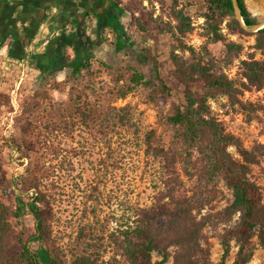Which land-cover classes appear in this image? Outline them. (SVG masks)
Returning <instances> with one entry per match:
<instances>
[{
    "label": "rangeland",
    "instance_id": "374dc122",
    "mask_svg": "<svg viewBox=\"0 0 264 264\" xmlns=\"http://www.w3.org/2000/svg\"><path fill=\"white\" fill-rule=\"evenodd\" d=\"M117 1L124 8L120 23L131 40L122 50L116 49L112 34L100 37L94 32L91 39L81 34L76 39L71 36L78 49L86 37L90 42L84 57L91 63L78 80L36 82L33 74L28 76V70L33 69L21 66L28 76L26 82L18 89L11 86L0 91L4 103L0 109V176L10 191L9 196H2L0 190V197L21 211L18 231L29 246L44 260L42 250H49L62 264H75L77 257L88 254H96L100 262L119 258L112 238L134 221L139 208L170 203L172 197L193 201L198 218L211 215L217 220L204 232V258L211 264H233L239 245L231 241L224 262L222 246L224 236L238 224V217H225L231 192L224 183L206 189L201 178L200 149L183 145L167 123L175 107L184 102L187 90L175 77L170 59L177 43L170 33L161 31L177 25L170 16L169 1ZM245 1L258 23L264 24V0ZM187 3L191 4L193 31L184 40L198 59L203 58L207 43L203 1ZM136 16L150 20L153 36L140 34ZM247 32L229 34L230 40L243 47L240 56L231 61L221 44L208 47L221 71L239 82L245 74L243 62L264 64V49L258 46L255 33ZM176 53L191 58L189 53ZM155 55L169 90H162L153 76L151 58ZM131 68L143 74L149 84L131 88ZM245 82L238 99L222 96L212 100L211 114L238 140L229 152L235 161L247 166L250 179L264 197V81ZM90 111L94 116L91 122L81 115ZM26 127L28 130L22 133ZM42 195L47 205L40 210L52 231L45 248L34 241L37 222L29 209V204ZM251 246L253 256L248 264H264V236L257 232ZM154 260H158L157 255Z\"/></svg>",
    "mask_w": 264,
    "mask_h": 264
},
{
    "label": "trees",
    "instance_id": "16d2710c",
    "mask_svg": "<svg viewBox=\"0 0 264 264\" xmlns=\"http://www.w3.org/2000/svg\"><path fill=\"white\" fill-rule=\"evenodd\" d=\"M158 1L162 4L169 1L170 16L177 22L174 29L167 31L163 28L161 31L170 33L177 43L170 51V59L174 65L173 73L187 87L184 102L175 107L174 112L168 116L167 123L176 130L183 145L200 149L203 155L201 178L206 189L224 183L231 192L232 200L225 209V217L227 219L238 217V224L222 239L223 262L229 255L231 241H236L239 251L233 264H248L253 256L252 239L257 232L260 236H264V197L260 187L250 179L247 166L232 158L229 148L238 145L239 142L212 116L210 102L222 96L238 99L240 88L246 87L245 80L254 84L262 83L264 64L257 61H245L242 82L232 80L221 71L208 47L221 44L229 61L238 58L243 47L230 40L229 34H246L248 32L243 23L247 28H252L259 24L258 20L249 11L245 0H237L243 23L236 16L232 0H202L205 10L204 37L207 43L203 47L206 55L198 59L196 51L184 40L193 31V22L189 14L191 4L187 3V0ZM110 2L119 9L121 14L124 13V8L117 0H110ZM142 10H145V7ZM56 20L57 17L54 16L50 25ZM149 21L142 20L138 16L135 18L136 28L144 37L153 36L150 33ZM154 21L157 23L158 20L154 19ZM112 22L104 24L100 34L101 36L114 35L115 46L119 51L131 40L124 32L119 20ZM70 25L71 28H65V31H72L71 36L75 38L78 35L77 23L72 22ZM255 35L258 46L264 49V29L259 30ZM3 46L4 44H1L0 49ZM68 46L75 51V57L74 59L65 57L64 63L59 67L53 64L44 65L35 56L26 61L27 69L42 71L36 82H53L54 84L56 80L53 77L59 71L56 70L57 67L59 69L66 67V79L75 81L89 69L91 59L84 57L85 51L76 48L71 41ZM177 51L183 54L189 53L191 58L185 59L179 56ZM151 60L154 78L160 82L159 86L162 90L168 89L167 83L162 78V65L158 56H153ZM131 70L133 71L130 80L133 85L131 88L149 84L145 76L137 69L131 68ZM194 88L198 90H193ZM3 104L0 95V109ZM81 115L86 121L94 120L92 111L88 114L83 112ZM27 130L26 127L21 132L26 133ZM147 146L149 149L153 148L150 142ZM1 167L0 165V171ZM0 190L3 192L2 196L10 195L3 176H0ZM18 203L24 205L21 199H18ZM43 205H47L44 195L36 198L35 203L29 204L30 212L37 222L34 241L42 247L49 244L52 234L48 219L40 210V206ZM195 207L196 203L193 201L175 200L172 197L170 203L161 204L160 202L154 207L139 208L134 221L120 228L118 234L112 238V244L119 258L100 262L98 256L95 257L96 254H88L77 257L75 264H211L204 258V232L207 227L217 223V220L211 215L198 218ZM21 217L22 214L18 208L5 204L0 197V264H62L57 255L51 254L49 250H42L46 256L44 260L38 251L29 246L24 234L18 231ZM155 255L158 257L157 261L154 260Z\"/></svg>",
    "mask_w": 264,
    "mask_h": 264
},
{
    "label": "crops",
    "instance_id": "0c3cea01",
    "mask_svg": "<svg viewBox=\"0 0 264 264\" xmlns=\"http://www.w3.org/2000/svg\"><path fill=\"white\" fill-rule=\"evenodd\" d=\"M49 13L57 17L51 25L47 24ZM121 16L110 0H0V46L8 47V56L0 58V91L11 86L18 89L30 74L36 79L41 75L40 70H28V76L20 70L30 57L35 56L44 65L58 67L65 57L74 59L75 51L68 46L72 31H65V28H71L70 23H77V34L91 39L94 32L100 34L107 20L121 22ZM87 37V40L83 39L86 42H82L81 51L89 46ZM40 38L44 39L43 46L34 51ZM30 52L33 55L30 56ZM58 67L53 78L63 80L67 69Z\"/></svg>",
    "mask_w": 264,
    "mask_h": 264
},
{
    "label": "built area",
    "instance_id": "2783aa9c",
    "mask_svg": "<svg viewBox=\"0 0 264 264\" xmlns=\"http://www.w3.org/2000/svg\"><path fill=\"white\" fill-rule=\"evenodd\" d=\"M55 16V15H54ZM54 16H52V13H49L48 14V25H50L49 23L51 22V19L54 17ZM44 30V29H43ZM43 30H42V32H43ZM43 43H44V39H42V38H40V39H38L37 40V42L35 43V45H34V51H35V48H36V50H37V48H39V47H42L43 46ZM33 51V50H32ZM33 51V52H34ZM30 56L31 55H33L31 52H30V54H29ZM8 56V47L7 46H3L1 49H0V58H3V57H7ZM24 66H25V63H24Z\"/></svg>",
    "mask_w": 264,
    "mask_h": 264
},
{
    "label": "water",
    "instance_id": "95a60500",
    "mask_svg": "<svg viewBox=\"0 0 264 264\" xmlns=\"http://www.w3.org/2000/svg\"><path fill=\"white\" fill-rule=\"evenodd\" d=\"M232 1H233V3H234V6H235L236 16H237V18H238L239 20H241V22L243 23V19H242L241 15H240V11H239L238 6H237V0H232ZM243 26L246 28L247 31H249V32H253V33H256V32H258L259 30L264 29V24H258V25L254 26V27H252V28H247V27L244 25V23H243Z\"/></svg>",
    "mask_w": 264,
    "mask_h": 264
}]
</instances>
